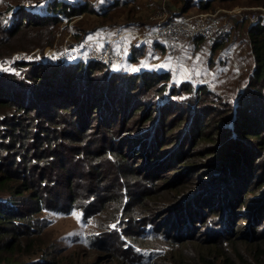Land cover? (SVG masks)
I'll list each match as a JSON object with an SVG mask.
<instances>
[{"label": "trees", "instance_id": "16d2710c", "mask_svg": "<svg viewBox=\"0 0 264 264\" xmlns=\"http://www.w3.org/2000/svg\"><path fill=\"white\" fill-rule=\"evenodd\" d=\"M42 1L53 15L37 16L35 21L24 16L19 20L24 13L18 14L24 9L20 3L18 7L6 3L7 7L0 10V19L9 15L3 18L0 29V264H58L55 257L28 259L39 253L43 255L44 251L37 243L41 230L35 224L36 215L44 208L65 213L79 209L83 217L89 218L96 213L97 206L102 209L112 197L118 211L109 228L124 242L118 254L121 260L130 258L134 264H264V252L257 251L258 244L251 246L246 231L231 228L238 214L237 220L250 228L251 221L261 219L257 210L264 209V202H258L259 198L245 206L254 212L240 207L248 203L247 194L253 183L243 194L229 192L230 184L244 186L238 184L242 177L248 184V178L254 175L253 166L264 161V17L248 29L245 37L253 55L254 70L236 96L234 114L232 99L222 98L206 82H177L169 69L131 72L85 56L70 65L51 62L44 70L23 59L10 62L15 51L51 46L65 17L73 18L85 12L106 16L111 7L127 4L112 0L108 8L102 2L92 9L91 2L85 0L78 1L80 5L65 0H37L31 6L41 5ZM171 1L178 7L176 16L213 11L221 1L239 2ZM244 2L249 6H264V0ZM87 33L88 29L79 32L68 47L81 46L80 40ZM198 39L200 44L205 41ZM155 44V50H165L167 45L160 39ZM225 46L222 41L210 42V66ZM128 59L136 61L133 51ZM222 62L220 59L219 63ZM114 76L116 80L112 84L110 77ZM47 79L49 84L45 83ZM53 100L57 102L49 106L47 102ZM94 113L104 126L119 118V135L111 141L104 134L100 139L94 137ZM253 137L258 147L249 146ZM157 151L162 156L167 152L165 163L158 164L162 157L154 156ZM140 159L152 168L135 175L134 168ZM243 159L253 160L247 180L245 172L241 173ZM124 160L135 164L126 165ZM80 162L84 166L76 168ZM167 163L173 166L170 179L159 174V179H164L162 183L151 184L159 165L163 169ZM208 167L207 177L196 181L195 173ZM106 168L113 171L106 176L105 183L101 179ZM192 168L201 170L191 171ZM124 175L132 179L148 178L155 190L146 194L142 188L134 190L133 186L131 194ZM77 177L81 180L75 187L73 181ZM82 180L86 181L85 186H80ZM261 181L258 178L257 184ZM162 192L170 193L165 204L170 222L173 218L180 220L172 227L179 230L177 235L161 226L158 231L154 221H146V216H139L141 210L135 211L143 208L150 212L152 202H147V195L153 197ZM28 197L34 199L33 205L23 202ZM212 199L216 203L208 204ZM130 202L129 207L134 211L127 214L123 210ZM121 219L136 223V233H125L118 228ZM262 219L263 225L255 224L254 229L261 232L260 239H264ZM192 239L193 246H188ZM86 243L96 248L98 242L90 238Z\"/></svg>", "mask_w": 264, "mask_h": 264}, {"label": "rangeland", "instance_id": "374dc122", "mask_svg": "<svg viewBox=\"0 0 264 264\" xmlns=\"http://www.w3.org/2000/svg\"><path fill=\"white\" fill-rule=\"evenodd\" d=\"M36 1L37 0H0V10H4L7 7L6 3H9L8 5H14L15 7H18V4L20 3L24 9L18 11V14L22 11L24 13L20 15L21 18L19 20H21L23 16L28 20L35 21L38 19H35L37 16L53 15L52 10H47L44 4L45 1H42L41 5L31 6ZM65 1L78 3L79 5L81 4L78 2L81 0ZM85 1L91 2L90 8L93 9L94 7L101 6L103 4L102 2H105L108 8V6L111 5L112 0ZM123 1L127 4L124 6H120L118 4L113 8L111 7V9L108 10L106 16H102L97 12H85L73 18L65 17L63 22L57 27V35L51 46H36L30 51H15L12 55H10L12 57L10 62H12V60L23 59L22 61L32 62L36 68H42L44 70L50 67L51 62L55 64L62 63L70 65L77 60L84 58V56L95 61L96 59H93L92 56L94 53L97 55V52L99 51L101 54L108 53L109 55L112 54L118 58L122 57V59H120L121 61L119 62L104 64L114 67L121 66L119 69L123 68L125 70L135 72L137 70H147L151 68L164 69L163 63L167 58H171L172 60L169 61L171 63L169 70H171L173 74V80L177 82L190 80L192 83L198 82V84L206 82L211 88L220 93L222 98H228L229 100L232 99L233 112L235 114L237 109L236 96L242 92L241 89L254 70L253 55L248 48L249 46L247 47L246 45L247 43L245 41V37H248V29L255 23L251 22L253 13L257 12L256 14H261L262 10L260 7L262 6H249L244 2V0H241V2L240 0L239 2L221 1V3L217 2L218 4H215L216 7H214V10L210 12L217 13L220 17L218 19L221 22L226 23V25L229 27V30L227 34L228 39L222 41L226 46L221 48L219 55L214 59V64L210 66L208 63L210 58L209 45L211 41H217L214 37H198L204 38L205 41L202 44L198 42V38H188L184 40L182 44L177 43V48L174 50L173 55H170V57H168L169 55L167 54H157L158 49L155 50L156 39H160V42L166 43L167 48L170 47L171 42L166 36H161L162 38H160L152 35L158 32L159 27L162 25V20L169 19L171 16H176L174 13L178 11V7H176L175 4H172L171 0ZM190 10H195V8ZM194 13L204 12L194 11L188 14ZM5 16L9 17L8 14ZM5 16L1 17L0 19V29ZM85 29H88V33L83 35L80 41H83V44H88L87 47L80 50L75 49L76 47H68L70 43L75 42L76 35ZM174 42L176 43L177 41L175 40ZM130 51H133L136 56L135 62H130L128 59ZM220 59L223 60L222 63H219ZM169 62H167V66ZM158 65L159 67H157ZM116 77L118 80H121L119 75H116ZM98 80H102V78H97V81ZM110 80H113L114 83H111L115 84V76L110 77ZM74 82L76 83V79ZM45 83L49 84V79L45 80ZM56 98H58V95ZM121 101L124 102V99H121ZM55 102L57 101H48L47 104L50 106L51 103ZM118 106L122 105L118 104ZM92 118V121H96L94 124H92L93 126H96V129L95 127L92 128L95 129L93 130L94 137H97V139H100L104 134L107 140L111 141L117 135H119L117 132L119 118L114 120L113 124L109 126H104L98 122L97 113H94ZM234 118L235 117L233 116L232 122L234 121ZM109 128L111 131L108 130ZM256 143V137H253L249 146L258 147V144L255 146ZM132 153L134 154L136 152ZM156 154H158V156H156ZM166 154L167 152L165 155ZM165 155L162 156L160 151L155 152L154 156L157 158L162 157L158 164L165 163L167 161V157H164ZM132 161L135 162L136 159H133ZM132 161L124 160L126 165ZM252 162L253 160L251 159H243V161L240 162L241 167H243L241 173L245 172L244 175H246V180L248 178L249 172L252 170L250 169ZM263 163L264 161H261L253 166L254 175L253 178H248V184H245V179L242 177V182L238 183L239 185L244 183L242 188L235 187L234 184L229 185L231 188L229 190L230 193L243 194L242 192L245 191L246 187L253 183L252 189L247 194L249 199L248 203L240 207L248 206L249 203L254 202L259 198L260 199L258 202L260 200H263L264 202V198L262 199V195H264ZM134 164L135 163L132 165ZM82 165L84 166V162L78 163L76 168L82 167ZM149 166L150 165H145V162L140 159L139 164L134 168L136 171L134 174H143V172L150 171L152 167ZM171 166L172 165L167 163L165 167L161 169V165H159L160 169L157 170L156 175H154L150 180L151 184L153 183L154 185H157L162 183L164 179H159V174H163L161 175L162 177L168 176L170 179L172 175L170 169L173 167ZM209 168L210 167H208L205 171L195 173V180L199 181L202 180L203 177L206 178V174L209 173ZM194 170L201 169H191V171ZM112 171L113 170L111 168H106L105 171H103L105 176L103 179H101V181L106 183V176H110ZM258 178H261L262 181L257 184ZM124 179L129 184L131 194L133 191V186H135L134 190L137 188H142L145 190L146 194H149L152 190H155V187H153V185L150 186L147 182L148 178L146 180L143 178L132 179L129 178V176L124 175ZM80 180L81 178L79 177L74 178L73 186L77 187V184L80 182ZM85 183L86 181L82 180L80 186L84 185ZM169 194V192H162L156 194L153 197L147 195V202H152L150 212L147 213V211L143 208H136L135 211L137 212L141 210L142 214H139V216H146V221H154L158 231H160V228L163 227L167 232L172 229L173 234L177 235L179 230H173L172 227H176L180 220L177 221L175 218H173L174 223L170 222L171 216L168 215V212H166L165 208V206H167L165 204H167L166 200H168L167 198L169 197ZM115 195H117V193L114 194V196ZM23 202L33 205L34 199L28 197ZM214 203H216V201L212 199L208 204L213 205ZM131 204L132 202H130L123 210L127 214L130 211H134L132 210L133 208L129 207ZM201 205V203L198 204V206ZM258 207L261 209L260 206ZM245 210L254 212V210L249 207H245L244 211ZM94 211H96V213L92 214L91 217L85 218L83 217L82 210L79 209H74L70 213H65L60 209L44 208L39 214L36 215L37 217H35V224L41 230L40 236L37 237V243H39L41 247L44 248L43 255L40 253L36 254L35 256L32 255L28 257L29 261L40 260L41 258L44 260H49L55 257L58 264H134L131 262L130 258L121 260L118 257L119 250L123 249L124 242L122 239L117 237L118 233L113 232V230L109 228L110 220L114 219L113 215L118 211L114 197L109 198L108 203H106L102 209H100V206H97ZM257 212H260L261 219L251 221L250 228L247 226V223L237 220L239 218V214L234 217L235 226L232 225L231 228L235 227L239 228L240 231H246L245 236L250 239L249 241L252 243L251 246L258 244L257 251L264 252V239H260L261 236H259L261 232H254V229H256L255 224L257 227H261L263 225L262 218L264 217V209H261V211L257 210ZM130 221H127V219H121L122 225H120L118 228L122 229L125 233H136V223ZM90 238L97 239L98 243L96 244V248H92L93 246L90 247L86 243L87 239ZM138 240L140 243L142 242L140 239ZM106 241L112 246H108ZM165 241L167 243L169 242L167 239H165ZM192 242L193 239L190 240V244L188 246H193L191 244ZM102 245L107 247L104 248ZM242 249H244L243 246ZM192 250H194V248H192Z\"/></svg>", "mask_w": 264, "mask_h": 264}, {"label": "built area", "instance_id": "2783aa9c", "mask_svg": "<svg viewBox=\"0 0 264 264\" xmlns=\"http://www.w3.org/2000/svg\"><path fill=\"white\" fill-rule=\"evenodd\" d=\"M261 14H256L254 12L251 17V22H257L260 17H264V6L260 7ZM204 13H194L188 15H177L171 16L169 19L162 20V25L156 34L152 36H166L171 42L169 48L165 50L158 49L157 54H167L173 55L174 50L177 48V43H181L188 38H198V37H211L215 38L217 41H223L228 39L229 27L226 23L221 22L218 18L219 15L215 12L203 11ZM177 41L176 43L174 41ZM88 44H83L77 50L87 47ZM93 59L95 61L103 63H115L121 61V58L113 56L112 54H101L99 51L93 54ZM118 59V60H117ZM116 60V61H114ZM114 61V62H113Z\"/></svg>", "mask_w": 264, "mask_h": 264}, {"label": "crops", "instance_id": "0c3cea01", "mask_svg": "<svg viewBox=\"0 0 264 264\" xmlns=\"http://www.w3.org/2000/svg\"><path fill=\"white\" fill-rule=\"evenodd\" d=\"M245 42V41H244ZM247 43V42H246ZM247 45V47H248V44H246ZM249 48V47H248ZM172 59L171 58H167L166 59V61L163 63V65H164V69H170V66H171V63L169 62V61H171ZM167 62H169V64H168V66L166 65L167 64ZM157 67H159V65L157 66Z\"/></svg>", "mask_w": 264, "mask_h": 264}, {"label": "snow or ice", "instance_id": "6c2138e0", "mask_svg": "<svg viewBox=\"0 0 264 264\" xmlns=\"http://www.w3.org/2000/svg\"><path fill=\"white\" fill-rule=\"evenodd\" d=\"M112 227H115V225H113Z\"/></svg>", "mask_w": 264, "mask_h": 264}]
</instances>
